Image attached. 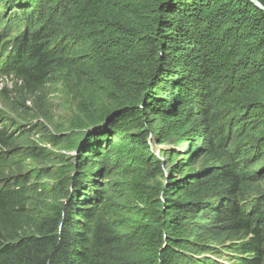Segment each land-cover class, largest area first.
Instances as JSON below:
<instances>
[{
    "label": "trees",
    "instance_id": "16d2710c",
    "mask_svg": "<svg viewBox=\"0 0 264 264\" xmlns=\"http://www.w3.org/2000/svg\"><path fill=\"white\" fill-rule=\"evenodd\" d=\"M1 5L0 73L40 97L70 69L79 116L61 131L74 154L67 184L48 191L30 174L5 173L17 152L1 123L0 264H224L198 255L215 237L245 253L232 264H264V193H249L247 160L226 146L233 115L255 124L264 150L263 10L250 0ZM68 39L82 45L77 59ZM149 139L170 146L160 150L165 166ZM198 139L219 165L184 170ZM120 186L136 235L112 216Z\"/></svg>",
    "mask_w": 264,
    "mask_h": 264
},
{
    "label": "rangeland",
    "instance_id": "374dc122",
    "mask_svg": "<svg viewBox=\"0 0 264 264\" xmlns=\"http://www.w3.org/2000/svg\"><path fill=\"white\" fill-rule=\"evenodd\" d=\"M1 2L4 3L5 0H0V12L3 11ZM8 17H10V14L2 21H7ZM6 34L9 36L13 34V31H9ZM61 44L67 46V49L72 48L71 55L73 58L77 59L78 57L75 56H79L80 51H82V45L76 39L64 40ZM80 60L78 59V61ZM76 68H79V66L76 65ZM76 76L70 69H65L63 73H60L54 81L46 86L43 94L39 97V94L36 95L37 93L34 92L20 93L22 92L20 86L13 76L9 73H0V110L5 119L4 121L2 120L3 122L0 121V126L2 125L1 123L8 125L7 130H9L10 142L12 143L10 148L15 147L14 151L17 152L14 156L16 157L14 160L17 161H14L15 164H12L9 168L7 167L5 173L30 174L31 182L37 183L45 190L49 186L67 184L65 176L70 168L68 162L74 154L71 150L64 151L61 148L66 143V135L61 131H64L79 116L76 108ZM2 94H6L7 96L5 97L7 98H4ZM234 119L233 115L228 116L231 128L229 129L226 146L229 149L239 147L240 159L247 160L244 169L252 174H249L250 176L247 179L249 193L251 195L264 193L263 140L257 139L255 124L250 122L249 119L241 120L240 122ZM149 144L152 153L158 157L160 164L165 166L168 158L161 154L160 150L170 146H167V144L159 145L150 139ZM195 145L192 148L201 147V151L189 158L184 170L190 167L193 168V171H205L212 166L214 168L219 165V162L215 161L210 153L205 154L206 145L203 144L201 139H198ZM203 148L204 150L202 151ZM221 148L226 147L217 146L214 151L219 152L222 150ZM85 161L83 160L82 163ZM66 162L67 164L65 165ZM89 166L93 167L94 162ZM125 187L120 186L116 191L117 197L115 201L120 206L118 204L114 206L115 214L112 216L115 221L119 218V221L126 222L127 229L125 233L127 231L129 235H136L137 230L130 231L131 226L128 225L127 217L131 209H135V206L132 207L133 199L130 192L125 190ZM216 238L202 242L203 247L205 245L210 246L207 247L209 250L198 254L199 257L205 259V262L218 260L224 264H232L233 262L237 263L235 258L245 254L242 252L229 254L228 251H230L231 247H234L231 243L232 241L225 240L224 243H221V240ZM245 240H248V238ZM199 249L202 248L199 247Z\"/></svg>",
    "mask_w": 264,
    "mask_h": 264
},
{
    "label": "water",
    "instance_id": "95a60500",
    "mask_svg": "<svg viewBox=\"0 0 264 264\" xmlns=\"http://www.w3.org/2000/svg\"><path fill=\"white\" fill-rule=\"evenodd\" d=\"M256 7L264 11V6L258 1V0H250ZM90 131V128L82 127L80 129V138L78 143L81 144L87 137L88 133ZM72 151V150H71Z\"/></svg>",
    "mask_w": 264,
    "mask_h": 264
}]
</instances>
